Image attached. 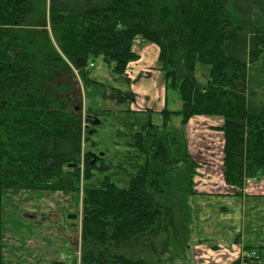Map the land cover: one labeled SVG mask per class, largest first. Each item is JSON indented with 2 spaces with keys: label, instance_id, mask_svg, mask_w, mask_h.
Instances as JSON below:
<instances>
[{
  "label": "trees",
  "instance_id": "obj_1",
  "mask_svg": "<svg viewBox=\"0 0 264 264\" xmlns=\"http://www.w3.org/2000/svg\"><path fill=\"white\" fill-rule=\"evenodd\" d=\"M138 37L159 48L165 121L223 119L215 129L224 135L225 183L236 195L264 176V109L247 104L250 66L262 60L264 77V0H0V230L9 193L81 191L79 264H166L175 245L188 246L199 165L180 129L136 135L134 146L152 157L127 189L109 177L81 189L105 167L86 153L81 174L82 82L99 58L126 77L140 60ZM170 93L180 111L167 109Z\"/></svg>",
  "mask_w": 264,
  "mask_h": 264
},
{
  "label": "rangeland",
  "instance_id": "obj_2",
  "mask_svg": "<svg viewBox=\"0 0 264 264\" xmlns=\"http://www.w3.org/2000/svg\"><path fill=\"white\" fill-rule=\"evenodd\" d=\"M145 45L144 40L138 37L134 42L133 48L138 53H144L145 49L143 47ZM152 47L157 48L154 45ZM154 48L146 53L145 59L150 62L157 57V52ZM143 56H145V53ZM148 56L150 57L148 58ZM93 64V67H89L88 69L87 79L82 82L84 125L82 161L80 165L81 174L83 175L85 169L86 153L93 155L98 167L100 165H104L105 167L103 169L95 168L91 177L82 183V190L100 188L107 177L118 188L127 189L131 179L145 164L146 160L152 157L151 154H142L134 146L136 135L142 133L146 139H150L152 135L160 137L165 132L169 134L173 129H180V132H182L181 136L186 141V153L199 165L197 169L198 175L195 178L196 187L202 191H208L210 194L227 196L237 194L238 190L236 188L226 187L227 184H224L225 177L223 179L221 165V138L223 134H218L208 125L204 131H201L203 134L200 137L191 138L188 133H195L198 127L187 130L188 124H182L181 116L171 115L165 121V116L160 112L139 111L142 110L140 108V98L138 100V97L132 94L131 82L124 76L114 75L102 58L96 59ZM156 67V63L155 65L151 63L147 65L139 64L135 67V72L149 69L156 71ZM147 75V72H142L139 78H145ZM155 75L153 80L148 82L147 80L143 83L139 81L137 87L140 89L144 85L152 83L150 86L157 88L158 91L161 90L164 87V74L156 71ZM250 75L251 78L247 85V104L250 108L262 110L264 109L262 60L250 66ZM204 77V74H199V79L202 81ZM167 109L173 112L182 109V103L177 99L175 93L169 94ZM208 119L223 122L221 118ZM213 126L217 125L213 124ZM207 131L211 133L212 138L209 137ZM186 133L188 134V138H186ZM84 134L89 135L91 142H94L95 146L89 147L87 145ZM208 145H211V147H208ZM188 163L190 162L187 158L184 163L186 166L183 170L179 171V175L184 174L186 168L189 166ZM212 184L215 185L212 186ZM255 185L256 182L254 181L248 185L246 184L244 191L251 195L252 193H257ZM81 196V191L78 194L67 195L48 191L9 193L6 197L5 205L7 223L5 222L6 226L0 230V252L5 264H49L51 261L48 262V258L50 255L51 258L53 257L50 247L59 245L62 247L61 251L64 258L61 261H66L69 264H79L80 246L77 245V242L78 239L80 242L82 208L80 205H77V197L79 199ZM257 197H264V195ZM214 199H219L216 204L218 205L219 202L226 198L217 195ZM230 199L232 198L229 196L225 200L228 201L227 205L232 209L227 213H232L235 216L240 215L238 208L241 207L242 202L240 200L231 202ZM193 201L194 198H191L192 205H194ZM73 210L74 213L78 214L77 220H67V213ZM215 210L211 207L209 209L206 207L204 210L210 212L207 216L212 218L214 225L219 227L217 229L219 230L217 238L213 237L208 241L209 245H219L223 241L226 242L229 237H235L230 231L231 225H234V222H231L227 214H223V209L218 208ZM236 210L238 211L237 213ZM198 214L200 213L198 212ZM200 218L201 221H199ZM204 219L203 215L195 217L187 240L188 245L194 244L201 238L200 236L206 231L205 228L210 229V224L207 222L205 224ZM39 239L40 241H38ZM73 243H76L77 246H74ZM35 252L39 256L38 259L42 261L37 260ZM193 259V254H185L183 245H175V259L166 264H182L186 261L192 262L194 261ZM254 264H264V254L262 259L259 262L254 261Z\"/></svg>",
  "mask_w": 264,
  "mask_h": 264
},
{
  "label": "crops",
  "instance_id": "obj_3",
  "mask_svg": "<svg viewBox=\"0 0 264 264\" xmlns=\"http://www.w3.org/2000/svg\"><path fill=\"white\" fill-rule=\"evenodd\" d=\"M152 46H151V44H146L143 47V49H145L144 50L145 56H143L144 53H139L140 54V60L137 62L131 63L128 66L127 72H126V78L128 81L131 82L132 94L134 96H137L138 100L140 98V108H142V110H139V111H143V112H154V111H156V112L161 113V112H163V110L165 109V106H166L165 88L162 87V89L158 91L157 88L150 86V85H152V83L149 85H144V87H141L140 89L137 87V83L139 81H141L143 83L145 80H147V82L150 80H153L154 76H156L155 75L156 71H159V70H157V67H156V69H155L156 71H151L149 69V70H145V71L135 72V70H136L135 67L138 66L139 64L147 65V64L151 63L152 65H155V63H156V66H157V58L159 55V48L157 46H156L157 48H154ZM153 48L157 52V53L155 52L157 57H155L154 60L150 62L147 59H145L146 53L149 52ZM149 57L150 56H148V58ZM142 72H147L148 75L145 78H139V75ZM143 90H145V91H143ZM164 93H165V97H164ZM147 95H149V96L147 97ZM140 108H137V109H140ZM208 118H212V117H193L189 120V122L187 123L188 124L187 130L189 128L198 127V128H196L197 129L196 132H198L197 134H196V132L195 133H191V132L188 133V131H187V133L190 134L191 138L192 137H195V138L200 137L203 134V132H201V131H204L206 129V126H208V125H209V127H212L211 129L213 131H216L218 134H223L222 132L215 129L216 127L222 126L223 122L218 121V120H211ZM213 124H216L217 126H213ZM203 125H205V126H203ZM207 129H209V128H207ZM187 133H186V138H188ZM193 134H195V136H193ZM208 135L210 138H212V135L210 132H208ZM222 138H221V143H222V154H221L222 155V157H221L222 163H221V165H222L223 179H224V166H223V162H224V135L222 136ZM187 141H188V139H187ZM208 147H211V145H208ZM249 181L247 182V185L249 183H251L252 181L256 182L255 186L257 188V191H256L257 193H252V195H251V194H248L245 191H243L242 195H228V196L227 195H219V194H210L208 191H202L196 187V181H195V190H196L197 194L194 196V201H193L194 205L193 206H194V209L196 210V214L199 217H200V215L204 216V218H205L204 223L207 222L210 224V229L205 228L206 231H204L202 236H200L201 238H199L194 244L184 246L185 254H193L194 255V259H193L194 261H192V262L186 261L187 263L184 261L185 263H182V264H254L253 261H251V262L246 261L244 259V254H245V252H249V251H259L260 248H262V250H263L261 252V254H259L260 260L262 259L263 254H264V197H257V196H263L264 195V192H263L264 191V189H263V187H264V176H262L261 178L251 179V182H249ZM224 184H225V179H224ZM214 185L215 184H212V186H214ZM226 187H227V185H226ZM217 195L223 196V198H226V199L230 196L232 198V199H230L231 202L235 201V200H240L242 202L241 207L238 208L240 215L235 216L232 213L231 214L227 213V212H230L232 209L227 205L228 201H225L226 199L221 201L223 203L219 202L218 205H216L217 201L219 199H214V198H216ZM253 196H256V197L253 198ZM77 205L79 206L78 200H77ZM206 207H207V209H209V207H211L214 209V211H216L215 209H218V208L223 209V214H227V216L230 217L231 222H234V225H231L232 227L230 226L231 227L230 231L234 234L235 237L231 236L228 238V240L226 242L223 241L219 245H209L208 244V241H210L213 237L217 238V235L219 232V230H217V229L219 227L217 225H214L213 219L209 218L207 216L208 214H210V212L204 211ZM198 212L200 214H198ZM201 212H202V214H201ZM237 212L238 211L236 210V213ZM67 214H68L67 220H77V218H78V214L74 213V210L72 212L70 211ZM199 221H201V218L199 219ZM5 222L7 223L6 217H5ZM219 224H220V222H219ZM205 227H207V226H205ZM211 229H212V231H210ZM50 234H51V232H50ZM65 236L67 237V235H65ZM55 237H57V236L55 235ZM70 238H71V236H70ZM38 241H40V239ZM73 244H74V246H77V245L80 246L79 239H78L77 245H76V243H73ZM247 248H251V249L247 250ZM61 249H62L61 245L53 246V247L51 246L50 252L51 253L53 252V257L51 258V255H50V257L48 258L49 259L48 262L52 261L54 259L64 260V258L62 256L63 253H62ZM35 254H36L37 260H41V259H38L39 256L36 252H35Z\"/></svg>",
  "mask_w": 264,
  "mask_h": 264
},
{
  "label": "built area",
  "instance_id": "obj_4",
  "mask_svg": "<svg viewBox=\"0 0 264 264\" xmlns=\"http://www.w3.org/2000/svg\"><path fill=\"white\" fill-rule=\"evenodd\" d=\"M248 258H251V257H256V254L255 253H252V254H248L247 255Z\"/></svg>",
  "mask_w": 264,
  "mask_h": 264
},
{
  "label": "water",
  "instance_id": "obj_5",
  "mask_svg": "<svg viewBox=\"0 0 264 264\" xmlns=\"http://www.w3.org/2000/svg\"><path fill=\"white\" fill-rule=\"evenodd\" d=\"M80 64V63H79ZM75 218V217H74Z\"/></svg>",
  "mask_w": 264,
  "mask_h": 264
}]
</instances>
